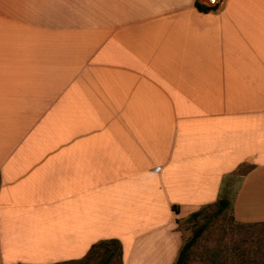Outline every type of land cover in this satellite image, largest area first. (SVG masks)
I'll return each instance as SVG.
<instances>
[{
	"label": "crops",
	"instance_id": "crops-1",
	"mask_svg": "<svg viewBox=\"0 0 264 264\" xmlns=\"http://www.w3.org/2000/svg\"><path fill=\"white\" fill-rule=\"evenodd\" d=\"M196 4L0 0V264H174L221 198L264 222V0Z\"/></svg>",
	"mask_w": 264,
	"mask_h": 264
},
{
	"label": "rangeland",
	"instance_id": "rangeland-1",
	"mask_svg": "<svg viewBox=\"0 0 264 264\" xmlns=\"http://www.w3.org/2000/svg\"><path fill=\"white\" fill-rule=\"evenodd\" d=\"M246 170L241 167L236 174ZM210 210L195 220L188 217L178 223L183 244L195 230L205 226L188 255V264H264V222L239 223L229 209L219 216H213ZM113 264H118L116 257Z\"/></svg>",
	"mask_w": 264,
	"mask_h": 264
},
{
	"label": "trees",
	"instance_id": "trees-1",
	"mask_svg": "<svg viewBox=\"0 0 264 264\" xmlns=\"http://www.w3.org/2000/svg\"><path fill=\"white\" fill-rule=\"evenodd\" d=\"M199 10H206L199 4H196ZM206 209H211L213 216H219L229 209V201L225 198H221L216 202L206 205L205 207L197 210L189 216V220H195L203 214ZM205 226H202L193 232L191 238H189L181 247L177 259L174 264H188V255L199 239ZM117 259V263L121 264V247L120 244L115 240L102 241L93 244L86 255L81 259L72 264H113L114 259ZM66 264V263H63Z\"/></svg>",
	"mask_w": 264,
	"mask_h": 264
},
{
	"label": "built area",
	"instance_id": "built-area-1",
	"mask_svg": "<svg viewBox=\"0 0 264 264\" xmlns=\"http://www.w3.org/2000/svg\"><path fill=\"white\" fill-rule=\"evenodd\" d=\"M198 1H199V5L210 11L215 9L221 3L222 0H198Z\"/></svg>",
	"mask_w": 264,
	"mask_h": 264
}]
</instances>
